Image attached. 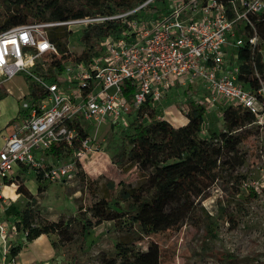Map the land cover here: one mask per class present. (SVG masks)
<instances>
[{
    "label": "built area",
    "instance_id": "1",
    "mask_svg": "<svg viewBox=\"0 0 264 264\" xmlns=\"http://www.w3.org/2000/svg\"><path fill=\"white\" fill-rule=\"evenodd\" d=\"M150 1L107 16L27 22L0 31V94L8 92L1 88L2 82L24 72L38 95L27 94L29 99L23 100L16 118L8 123L11 131L0 147V214L9 206L2 190L14 184L16 166L29 167L41 181L71 180L78 158L93 148L103 124L120 121L148 97L160 100L171 87H190L199 80L207 91L199 96L201 104L222 98L248 108L256 119L264 115V82L257 90L244 87L237 77L235 54L245 37L238 31L243 25L252 26L250 15L264 10V0H167V10L157 16L146 11ZM133 13L137 16L128 29L102 38L88 59L66 62L60 72L54 71V81L37 71L38 61L59 54L48 36L50 28L106 19L126 21ZM257 40L256 35L248 37L252 45ZM81 129L87 133L85 138H79ZM76 139L79 147L73 156L57 163L47 161L44 153L52 145L72 146ZM6 229L0 221L3 239ZM0 264L19 262L6 248Z\"/></svg>",
    "mask_w": 264,
    "mask_h": 264
},
{
    "label": "trees",
    "instance_id": "2",
    "mask_svg": "<svg viewBox=\"0 0 264 264\" xmlns=\"http://www.w3.org/2000/svg\"><path fill=\"white\" fill-rule=\"evenodd\" d=\"M145 1L0 0V31L27 22L107 16L131 10ZM157 1L167 2H148V7L153 8L149 14L157 16L167 10V6H163V10L159 12L153 5ZM220 1L229 3L230 0ZM141 15L145 17L147 13ZM135 16L136 13L129 15L126 21L106 19L88 24L84 31L88 28H94L96 31L91 36L92 44L89 42V35H86L89 43H86L77 60L88 59L95 53L92 50L93 43L107 35L118 36L120 32L128 29L131 18ZM250 21L252 26L243 25L238 31L245 37L243 44L235 49L239 66L237 77L244 87L257 90L261 82H264V59L261 52L264 45V10L251 14ZM69 34L63 26L48 30V36L56 44L59 54L46 61L44 67L38 63L37 71L45 74L49 81L55 80L54 71L60 72L66 62L73 60L66 47ZM252 35H256L258 39L254 45L248 42V37ZM29 88L37 98L35 84H29ZM129 91L130 88L127 89V92ZM191 96L188 93L182 103L186 118L183 125L175 126L164 118L155 102L148 97L139 107L132 110L128 117V127L120 129L123 136L116 163L127 169L137 166L146 173L140 185L130 187L121 181L115 197L110 194L95 201L67 222L38 220L35 211L26 207L15 221V227L24 232L25 240L30 242L41 234H46L56 235L59 242L70 241V227L73 221L78 222L80 234L85 240L90 228L104 221H112L117 229H125L127 236L124 235L116 243L115 257L102 259L104 264H161V255L158 256L155 252L148 255L138 250L131 238L137 235L135 239L138 240L140 236L164 232L188 219L196 225H206L204 214H198L200 203L220 178L243 163L239 145L252 134L248 126L256 121V116L248 108L229 102L221 112L223 128L204 133L206 108L198 101L199 98ZM86 136L87 133L81 129L79 138ZM78 142L79 139L74 140L72 146L65 143L54 144L49 153L59 159H67L79 147ZM36 174L40 182L41 179L38 173ZM111 189H114L113 183L110 184ZM16 195L15 188L12 187L10 196ZM115 199L128 203V208L124 209ZM9 208L8 206L6 209L7 213ZM54 243L55 241H52V244ZM18 251V248H14L10 250V254L13 256ZM224 257L227 260H236V256L232 254Z\"/></svg>",
    "mask_w": 264,
    "mask_h": 264
},
{
    "label": "rangeland",
    "instance_id": "3",
    "mask_svg": "<svg viewBox=\"0 0 264 264\" xmlns=\"http://www.w3.org/2000/svg\"><path fill=\"white\" fill-rule=\"evenodd\" d=\"M153 5L161 12L168 1H157ZM146 11L151 13L153 8L147 7ZM87 26L85 23L63 26L65 31L70 32L66 47L73 60L81 55L86 43H91V36L96 31L94 28L84 31ZM92 46L97 49V42ZM229 52L228 58L232 60V51ZM261 52L264 59V45ZM46 60L38 63L44 67ZM32 82L24 72H20L1 83V88H8V92L0 94V147L4 136L11 131L8 123L16 118L23 100L29 99L28 87ZM190 87L179 88L180 95L173 90L167 91L155 102H162L160 106L169 105L166 110L168 112L161 110L160 114L173 125H179L181 119L185 120L182 102H185L184 97L188 93L195 99L207 95L199 80L193 81ZM23 95L26 97L23 98ZM229 102L220 98L204 105V133L223 128L221 112ZM132 110L120 117V121L100 127L93 148L78 158L77 173L71 180L38 182L36 172L29 167L12 173L11 180L17 196L8 198L11 205L9 212L4 214V220L9 227L6 233L8 250L18 248L15 254L20 252L18 260L29 258L34 260V264L45 260L53 264H104V257L110 259L116 256V243L127 234L125 229H117L112 221H104L90 228L85 240L80 234L78 222L73 221L70 241L59 242L56 235H47L48 241L41 238L33 243L25 240L24 232L15 227V221L24 208L30 207L38 220L67 222L95 201L110 194L115 197L121 181L130 187L140 185L146 173L137 166L127 169L116 163L123 136L120 129L128 127V117ZM248 127L252 134L239 145L243 163L220 178L200 203L198 214H204L206 225H196L188 219L175 228L140 236L138 240L135 235L131 239L138 250L148 255L153 252L161 255V264H264V115ZM111 183L114 189L110 190ZM5 189L11 195L12 186ZM119 203L124 209L128 208V203ZM52 241L55 243L52 244ZM229 254L236 256V260H227L224 256Z\"/></svg>",
    "mask_w": 264,
    "mask_h": 264
},
{
    "label": "crops",
    "instance_id": "4",
    "mask_svg": "<svg viewBox=\"0 0 264 264\" xmlns=\"http://www.w3.org/2000/svg\"><path fill=\"white\" fill-rule=\"evenodd\" d=\"M29 88V87H28ZM179 88H181V87H178V85L177 86H175V87H171V88H169L167 91H170V90H173V92H176V94H178V95H180V89ZM166 91V92H167ZM31 91H30V88H29V90H28V93H30ZM165 94V93H164ZM2 96H0V98H1ZM181 99V98H180ZM179 99V100H180ZM180 102H182L181 100H180ZM162 104V102L161 103H158V104H155V106L159 109V110H163V112L165 113V112H168V111H166L168 108V106L166 105V106H160ZM17 112H18V110H17ZM165 118V117H164ZM167 119V118H166ZM178 119V118H177ZM168 120V119H167ZM185 122H186V118H185V120H183V119H181V121H180V123H179V125H183V124H185ZM175 126H177V125H175ZM45 154V157L47 158V161H49V162H52V163H57V162H60V161H62L61 159H59L58 157H54V156H52L50 153H48V151L47 152H45L44 153ZM17 167V166H16ZM15 167V169H14V171H13V173L15 172H17L18 170H22L24 167L23 166H19L18 168H20V169H17ZM34 171V170H33ZM35 172V171H34ZM37 175V174H36ZM10 186H14V184L13 185H6L5 187H10ZM14 188V187H13ZM15 190H16V188H15ZM3 194L5 195V197L8 199V198H13V197H11L9 194H8V190L6 191V189H4L3 188ZM17 196V195H16ZM10 205H11V202H9V207H10ZM4 214L6 215L7 214V211L5 210V212H3V213H1L0 214V221H2L4 224H5V226H6V233H8V231H9V227L7 226V223L5 222V216H4ZM12 227V226H11ZM7 236V235H6ZM41 238H44V239H46L47 241H48V236L46 235V234H41L40 236H38L37 238H35L34 240H32V241H30V243H33V242H35V241H37L38 239H41ZM8 239V238H7ZM29 243V242H28ZM27 243V244H28ZM26 244V245H27ZM8 249V242H7V240L6 239H3L1 236H0V261L3 259V255H4V250L5 249ZM10 252V251H9ZM19 254H20V252H19ZM18 254V255H19ZM9 255V254H8ZM11 255V254H10ZM18 255H14L15 257H16V259H17V256ZM18 260V259H17ZM18 262H19V264H34L35 262H34V260H31V259H29V258H27V259H23V260H18ZM40 264H53L50 260H45V261H43V262H41Z\"/></svg>",
    "mask_w": 264,
    "mask_h": 264
},
{
    "label": "bare ground",
    "instance_id": "5",
    "mask_svg": "<svg viewBox=\"0 0 264 264\" xmlns=\"http://www.w3.org/2000/svg\"><path fill=\"white\" fill-rule=\"evenodd\" d=\"M4 189H5V187H4Z\"/></svg>",
    "mask_w": 264,
    "mask_h": 264
}]
</instances>
